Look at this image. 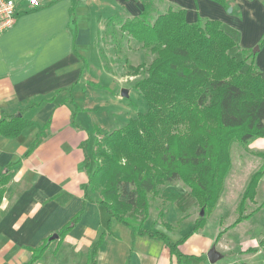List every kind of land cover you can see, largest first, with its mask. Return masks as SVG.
Wrapping results in <instances>:
<instances>
[{
    "label": "crops",
    "instance_id": "obj_1",
    "mask_svg": "<svg viewBox=\"0 0 264 264\" xmlns=\"http://www.w3.org/2000/svg\"><path fill=\"white\" fill-rule=\"evenodd\" d=\"M12 1L16 21L0 34V119L23 111L30 124L17 136L0 134V174L11 165L0 198V264L26 263L32 249L44 242L47 247L34 264H89L93 249L95 264H264V226L251 225L264 206L230 226L240 200L236 206L230 202L234 191L222 190L198 229L194 224L201 209L190 191H159L160 199L172 197V201H166L163 219L152 204L144 227L160 231L171 242L187 234L177 246L181 258L160 238L133 235L127 225L109 220L101 204L84 197L95 164L94 139L112 130L89 116L94 109L84 101L97 89L114 94L110 78L118 82L100 55L106 20L137 16L146 4L149 13L184 9L188 22L218 19L239 31L242 48L258 47L255 64L264 70V44L259 46L264 0H225L226 5L214 0H52L40 7H31L28 0ZM103 76L107 81H100ZM69 99L79 108L77 125L72 123ZM31 103L37 104L29 107ZM40 129L43 135L32 146ZM258 140L264 145V136L255 138L243 148L245 154L261 157L264 149L252 145ZM90 196L97 197L92 191ZM227 206L237 213L229 223L219 211ZM78 214L77 221L60 234ZM249 233H257L251 238L255 242H248ZM54 234L57 237L51 239ZM210 250L213 260L207 256Z\"/></svg>",
    "mask_w": 264,
    "mask_h": 264
},
{
    "label": "trees",
    "instance_id": "obj_2",
    "mask_svg": "<svg viewBox=\"0 0 264 264\" xmlns=\"http://www.w3.org/2000/svg\"><path fill=\"white\" fill-rule=\"evenodd\" d=\"M214 1L226 5L225 0ZM120 29L155 54L148 65L129 67L134 74L146 68L145 76L133 87L142 94L147 109L94 139L95 164L88 175L84 197L101 204L109 220L127 225L133 235L160 238L181 258L177 246L187 234L171 242L160 231L144 227L152 205L150 200L159 196L158 186L180 180L203 211L194 229L204 224L230 170L231 145L237 142L246 149L253 139L264 136V70L255 64L256 53L240 46L237 29L218 19L199 17L188 22L184 9L168 7L150 21L146 4L139 15L121 20ZM263 44L264 35L259 46ZM68 103L72 105V123L77 125L75 116L79 108L72 99ZM22 114L20 111L3 116L0 134L17 136L30 124ZM42 135L40 129L32 146ZM259 156L263 162L249 176L237 205L238 216L230 226L264 206L263 200L245 213L247 202L254 199L264 175V152ZM88 164L89 159L85 158V166ZM10 166L0 174V198ZM91 191L97 193L96 198L90 196ZM162 200L172 201V197ZM166 207L158 209L159 219L164 218ZM46 247L44 242L33 248L30 259L23 264H34ZM94 253L95 249L89 264H95Z\"/></svg>",
    "mask_w": 264,
    "mask_h": 264
},
{
    "label": "rangeland",
    "instance_id": "obj_3",
    "mask_svg": "<svg viewBox=\"0 0 264 264\" xmlns=\"http://www.w3.org/2000/svg\"><path fill=\"white\" fill-rule=\"evenodd\" d=\"M163 11H165V9H155L153 12H148L149 20L152 21ZM120 24L121 20L116 19L115 17H111L106 20L104 25L105 29L102 32L103 47L100 50V55L106 68L111 70L113 74L118 75V82L117 79L112 80L110 78V84H112L111 87L114 90V94L112 92L109 93L108 89V92L97 89L94 90L92 95L87 97L84 101L89 107L94 109L92 112L94 115L89 116H92L94 120L98 121L102 128L106 130L120 127L132 118L137 117L138 114L146 111L147 105L145 99L140 91L133 87V84L138 79L145 76V66L148 65V63L155 56V54L151 53L148 48H143L141 42L135 41L126 32L122 31L120 29ZM254 48L255 47L252 49ZM88 56L91 60L93 68L94 62L89 52ZM140 63H144L145 66L138 74L132 73L129 67L136 66ZM96 73L98 74V71ZM96 73L94 76L97 77L98 75ZM105 78L106 76H103V79H100V81H107ZM97 80H99L98 77ZM122 89H128L127 96L121 95ZM80 102H82V100ZM82 119L83 122L89 120V118ZM262 141L263 140H258L252 145L264 149ZM230 155L231 167L225 177L222 190L234 191L233 195L230 196V202L235 203L234 205L236 206L250 174L259 168L263 159L255 155L245 154L243 147L237 142H234L231 145ZM158 187L159 191H189V188L180 180L167 182ZM95 195H97L96 192ZM253 200L247 202L246 208L248 207V210L249 208L255 209L256 205H259L264 200V175L258 182L256 194ZM150 202L151 204L156 205L158 209L162 206L168 205L160 199L159 196L152 198ZM253 203L257 204L255 205ZM248 210L245 211V213H248ZM219 211L224 214L223 221L225 223L231 222L233 218L237 216L235 207L232 208V206H227ZM251 225H257L260 228L264 226V211H262L260 215L256 216V219L252 220ZM256 232L258 231L256 230ZM245 235L249 236L248 242H255V240L251 238L252 236H257V233L254 235L251 233ZM241 244L243 243L241 242Z\"/></svg>",
    "mask_w": 264,
    "mask_h": 264
},
{
    "label": "built area",
    "instance_id": "obj_4",
    "mask_svg": "<svg viewBox=\"0 0 264 264\" xmlns=\"http://www.w3.org/2000/svg\"><path fill=\"white\" fill-rule=\"evenodd\" d=\"M52 0H28L31 7H40ZM16 21L15 4L12 0H0V34L13 26Z\"/></svg>",
    "mask_w": 264,
    "mask_h": 264
},
{
    "label": "water",
    "instance_id": "obj_5",
    "mask_svg": "<svg viewBox=\"0 0 264 264\" xmlns=\"http://www.w3.org/2000/svg\"><path fill=\"white\" fill-rule=\"evenodd\" d=\"M257 50H258V47H255V48L253 49V52H255V51H257ZM121 95H122V96H127V95H128V89H122V90H121ZM200 215H203V211H202V209H201V211H200ZM54 237H57V235H56V234L52 235L51 239L54 238ZM207 256H208L209 260H213L214 257H215V253H214V251H213V250H210V251L207 253Z\"/></svg>",
    "mask_w": 264,
    "mask_h": 264
}]
</instances>
